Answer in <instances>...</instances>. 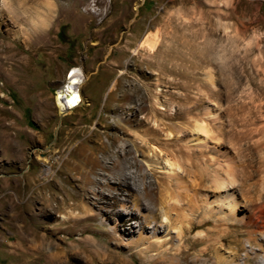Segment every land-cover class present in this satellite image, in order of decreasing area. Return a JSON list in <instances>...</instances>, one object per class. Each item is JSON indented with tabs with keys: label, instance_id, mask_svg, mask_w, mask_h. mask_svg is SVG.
<instances>
[{
	"label": "rangeland",
	"instance_id": "rangeland-1",
	"mask_svg": "<svg viewBox=\"0 0 264 264\" xmlns=\"http://www.w3.org/2000/svg\"><path fill=\"white\" fill-rule=\"evenodd\" d=\"M215 176L264 216V0H0V264H264Z\"/></svg>",
	"mask_w": 264,
	"mask_h": 264
},
{
	"label": "bare ground",
	"instance_id": "bare-ground-1",
	"mask_svg": "<svg viewBox=\"0 0 264 264\" xmlns=\"http://www.w3.org/2000/svg\"><path fill=\"white\" fill-rule=\"evenodd\" d=\"M76 2L81 4V5H84V4H87L89 2V0H76ZM48 8L49 7H47V9ZM43 15H44L43 11L40 10L36 16V23H34V24H39V25L42 24L44 22ZM65 80H66L65 88L58 91V93L56 95V102L58 104V108H59V110H61L63 112L75 109V108L79 107L81 105V103L83 102V99L81 98V96L79 94V88H80L82 83L80 81V77L78 75L77 70L72 69L71 71H68L66 73ZM197 128L200 129L201 131L206 132V126H204V125H197ZM67 163H68V161H67ZM175 165L170 164V162L167 163L168 170L171 173L173 172L174 174H175V169H176ZM72 169H74V168H72ZM59 172H60V170L56 173V177L58 176ZM48 173H49V170H46V174H48ZM64 180H65V182H70L69 178H66ZM212 182L214 184H216L219 187V189H221L224 193L222 195L223 197H221L219 200V202L221 204L220 209H222V207H224V206H227L229 208V212H227L226 217L228 219H230L232 222H236V223L244 225L247 228L246 235H247L248 242L250 243V245L254 246V247H260V245L258 244L259 240L257 239V237H259L261 239V241H263V243H264V219H263L264 216H249L248 219L247 218L245 219L243 216L238 217L236 215V211H235V203L233 202V195H234L233 187H231L230 185H227V184L225 185L223 180H220V178H216V176H215V178L212 179ZM62 183L64 184V182L61 181V183H60L61 186H63ZM39 190H41V189H39ZM37 192L38 191H35L34 195H37ZM203 204L208 205L206 200H203ZM15 216H21V214L19 212H17V213H15ZM162 220L164 223L167 222L168 216H162ZM34 235H35L34 239L32 238L33 239L32 245L34 246L33 249H36L38 252L40 247L44 246L45 240L42 237H40L39 235H37L36 233ZM177 236L181 237V230L180 229L177 231ZM175 252H177V249L175 250ZM177 255H178V252L171 255V257H167V256L162 255L161 257L155 258L154 261H162L164 264H178L175 262L177 260ZM252 256L257 258L256 254H253ZM153 257H155V256L152 255L150 258H153ZM249 257H250V255L245 256L243 264H247L250 261Z\"/></svg>",
	"mask_w": 264,
	"mask_h": 264
}]
</instances>
